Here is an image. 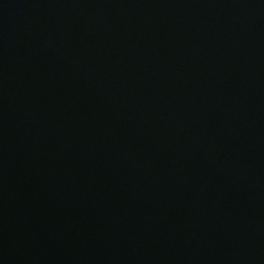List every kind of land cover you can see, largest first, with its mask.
Wrapping results in <instances>:
<instances>
[{"label": "water", "instance_id": "obj_1", "mask_svg": "<svg viewBox=\"0 0 264 264\" xmlns=\"http://www.w3.org/2000/svg\"><path fill=\"white\" fill-rule=\"evenodd\" d=\"M0 264H264V0H0Z\"/></svg>", "mask_w": 264, "mask_h": 264}]
</instances>
